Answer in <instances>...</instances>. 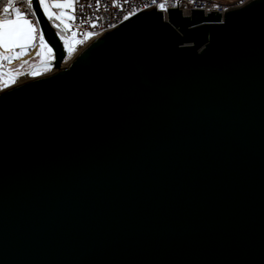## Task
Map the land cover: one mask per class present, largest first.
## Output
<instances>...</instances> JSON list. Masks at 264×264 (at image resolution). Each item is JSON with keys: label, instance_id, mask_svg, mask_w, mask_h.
<instances>
[{"label": "water", "instance_id": "water-1", "mask_svg": "<svg viewBox=\"0 0 264 264\" xmlns=\"http://www.w3.org/2000/svg\"><path fill=\"white\" fill-rule=\"evenodd\" d=\"M0 90V264H264V0L151 6ZM13 80L23 79L0 69Z\"/></svg>", "mask_w": 264, "mask_h": 264}, {"label": "built area", "instance_id": "built-area-1", "mask_svg": "<svg viewBox=\"0 0 264 264\" xmlns=\"http://www.w3.org/2000/svg\"><path fill=\"white\" fill-rule=\"evenodd\" d=\"M247 1L249 0H230L227 2L221 0H156L154 4L153 0H72L74 7L67 11L69 15L74 16V19L70 21L75 26L76 33L74 37L80 43L78 49H76L67 44L64 39H62V42L67 47L68 57L70 53L75 50L78 52L92 39L113 30L126 20L125 17L130 18L151 6L164 13L168 9L179 8L183 13L189 12L191 9H203L205 13L207 11H220V14H223L227 10L245 4ZM5 2L6 0H0V9H2ZM231 2L232 4H230ZM23 3V0H17V6L21 9ZM159 3H164L165 8L160 9L158 7ZM0 18H4L2 12H0ZM88 33L92 34L87 35ZM69 49H71V52ZM51 59L53 60V56Z\"/></svg>", "mask_w": 264, "mask_h": 264}, {"label": "snow or ice", "instance_id": "snow-or-ice-1", "mask_svg": "<svg viewBox=\"0 0 264 264\" xmlns=\"http://www.w3.org/2000/svg\"><path fill=\"white\" fill-rule=\"evenodd\" d=\"M23 2L27 4V8H32V0H23ZM153 3L155 4L156 0H153ZM39 5L50 20L55 19L60 22L56 25L57 28L63 25L64 29H69V24L66 22L65 17H67V20L74 19V16L69 15L67 11L74 7L72 0H51V2L50 0H39ZM158 7L164 9L165 4L159 3ZM53 9H59L61 11L56 13L52 11ZM0 12H2L4 17L0 19V46L4 48L23 49L35 40L37 31L36 25H38L40 21L37 19L34 24L29 18V13L17 6V0H6ZM30 15L35 16L36 12L33 11ZM127 18L128 17H125V19ZM91 34L92 33H88L87 35ZM57 35H59V33H57ZM61 39H64V37L61 36ZM39 41L42 47H47L43 32L39 34ZM47 51L51 53L52 48L47 47ZM69 51H71V49H69ZM17 55H19V53ZM3 59H9V57H3Z\"/></svg>", "mask_w": 264, "mask_h": 264}, {"label": "rangeland", "instance_id": "rangeland-1", "mask_svg": "<svg viewBox=\"0 0 264 264\" xmlns=\"http://www.w3.org/2000/svg\"><path fill=\"white\" fill-rule=\"evenodd\" d=\"M221 1L227 2L230 0H221ZM230 4H232V2ZM52 11L59 13L61 10L53 9ZM0 19H3V18H0ZM54 20L55 19L52 20V24H54L55 30L57 31V33H59L60 36L64 37V41L67 44H69L73 48L78 49L80 41L74 37L75 36L74 33H76V30H75V26L73 25V23L70 20H67V17H65L66 22L69 24V29H64L63 25H60V27L57 28L56 25L59 24L60 22L57 20L55 21ZM33 23L35 24V22ZM36 29L37 31H36L35 40L32 41L30 44H28L26 48L13 49V48H4L0 46V69L6 70L9 74L20 75V77H23L25 74H27L29 70H31L30 68H32L35 65L41 64L44 61L49 60L53 56V50L51 53L47 51V47H49L48 44H47V47L41 46L40 41H39L40 31L37 25H36ZM28 49H30V51H28ZM18 53L19 55H17ZM74 53L76 54L77 50L70 53L68 55V58H71L72 56H74ZM3 57H9V59H3ZM52 67H53L52 70L57 69L56 66H52ZM50 68L51 67L40 68V69L34 70L30 74L33 76L27 77V78H35L45 73L51 72L52 70ZM12 84H14L12 83V79L4 76V74H0V90H3L9 87Z\"/></svg>", "mask_w": 264, "mask_h": 264}, {"label": "trees", "instance_id": "trees-1", "mask_svg": "<svg viewBox=\"0 0 264 264\" xmlns=\"http://www.w3.org/2000/svg\"><path fill=\"white\" fill-rule=\"evenodd\" d=\"M22 9L25 10V11H27V12L29 13V18H31V20H32L33 22L36 21V18H34L35 16H31V15H30V13L33 12V9H32V8H31V9L27 8V4H26V3H23ZM48 19H49V18H48ZM52 20H53V19H51V20L49 19L50 23H52ZM54 21H55V20H54ZM52 26H53L54 29H55L54 24H52ZM37 27H38V25H37ZM60 30H61V29H60Z\"/></svg>", "mask_w": 264, "mask_h": 264}, {"label": "flooded vegetation", "instance_id": "flooded-vegetation-1", "mask_svg": "<svg viewBox=\"0 0 264 264\" xmlns=\"http://www.w3.org/2000/svg\"><path fill=\"white\" fill-rule=\"evenodd\" d=\"M33 70H37V68H34ZM4 76H6V75H4ZM14 76L20 77V75H14ZM30 76H33V75H30ZM6 77H8V76H6ZM9 78L12 79L11 77H9ZM25 79L27 80L29 78L25 77V78L20 79V80L18 79L17 81H15V80L12 79V83H18V82H21V81H25Z\"/></svg>", "mask_w": 264, "mask_h": 264}, {"label": "bare ground", "instance_id": "bare-ground-1", "mask_svg": "<svg viewBox=\"0 0 264 264\" xmlns=\"http://www.w3.org/2000/svg\"><path fill=\"white\" fill-rule=\"evenodd\" d=\"M187 14H189V12H186V13H184V15H187ZM71 58H66V62H64V64H66L69 60H70ZM52 68L53 67H51L50 69L52 70ZM54 71H56V70H52L51 72H48V73H45V74H43V75H46V74H49V73H52V72H54ZM42 76V75H41ZM21 82H23V81H21Z\"/></svg>", "mask_w": 264, "mask_h": 264}]
</instances>
